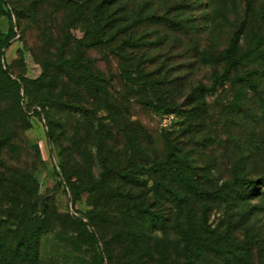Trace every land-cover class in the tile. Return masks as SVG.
<instances>
[{
    "label": "rangeland",
    "instance_id": "374dc122",
    "mask_svg": "<svg viewBox=\"0 0 264 264\" xmlns=\"http://www.w3.org/2000/svg\"><path fill=\"white\" fill-rule=\"evenodd\" d=\"M0 5V264L3 237L25 232L7 212L26 205L43 217L36 252L13 264H264V188L233 183L264 176V0ZM233 36L240 63L228 77L255 88L229 79L205 90ZM46 62L50 94L34 83ZM64 83L78 97H59ZM101 139L117 169L90 193L104 172ZM137 166L135 194L168 186L183 200L145 195L161 226L92 205L106 189L130 188L116 172Z\"/></svg>",
    "mask_w": 264,
    "mask_h": 264
},
{
    "label": "trees",
    "instance_id": "16d2710c",
    "mask_svg": "<svg viewBox=\"0 0 264 264\" xmlns=\"http://www.w3.org/2000/svg\"><path fill=\"white\" fill-rule=\"evenodd\" d=\"M1 4V0H0ZM1 6V5H0ZM2 10V9H0ZM2 44L0 43V50H1ZM237 49V38L236 36H233L230 39L229 45L227 46L225 50V57L227 61V65L223 71V73L219 76H215L212 80V84L209 87V89L205 90H214L218 87V85L226 80L233 79L235 81H242L247 87L249 88H255L254 84L244 76L230 78L228 77V74L230 70H232L237 64L240 63L237 58L234 56V52ZM1 55V51H0ZM72 65L77 66L74 61H67L63 60L61 63V66H69ZM51 63L46 62L43 66V72L42 74L35 79L34 83L39 84L41 86H49L47 87V90H49V94L52 93L51 86L53 82V77L48 74V70L50 69ZM79 66V65H78ZM92 74V73H90ZM94 77V76H92ZM70 84V83H69ZM76 87H79L81 89V86L83 85L80 82H76ZM75 88H70L68 83H64L62 86V90L60 93V96H68V97H78V94H80V91ZM204 90V88H201ZM77 90V91H76ZM256 90V89H255ZM55 98L49 100V97L45 98V105L49 104L48 106L54 105L52 101ZM70 102V101H69ZM60 103V101H57V104ZM65 105L69 104L68 102H64ZM72 104V103H71ZM81 110L79 112L85 113L86 110L84 108L80 107ZM159 110V109H158ZM173 112V111H172ZM52 120L48 121L49 125V131L51 132L53 136L52 131ZM105 141L98 140L97 141V152L100 155L103 165L104 172L103 174L98 178L96 183H89L86 185L87 190L90 193L95 192L97 189H103V185L107 182L106 176H109L110 174H114L115 172L113 169L115 168L117 164L114 162L115 160L112 159V156L110 155V150L108 149L107 152L103 153L102 148H104ZM137 168H141L140 166H137L136 168H133V170L127 171L125 173H119L116 172V179L125 181L129 180V183H132L131 185H134V188L132 186L128 188L127 190H121L120 188H117L115 192L111 189H106L104 193L100 196L101 198H104V201L100 203L98 200H93L92 205L95 209L99 210V206L104 207L105 209H110L107 204L110 202L111 204H115L116 212L120 213V215H124L126 211H130V216L132 219L141 218L143 219L144 223L148 224H157L158 226H161L165 219L159 218L156 212L151 211L150 203L152 201H147L145 198V195H149L151 192V198L154 200V202L159 201H168L170 203H175L178 207H183V200L181 198V195L179 191L175 188H170L168 186H164L163 188H160L158 185L148 191H143V193L139 196V193L135 194L136 192V185L138 183V180L133 179V174L136 173ZM117 169V168H115ZM152 170L156 169V167L151 168ZM174 172L180 177V180H184V176H182L181 171L177 170V168L173 169ZM233 183L237 186H240L243 188L244 191H250L258 186H261L264 188V176L259 177L257 179H247V178H236ZM69 186L73 193L75 192L74 184L70 183ZM81 188V187H80ZM192 188V187H191ZM82 191V188H81ZM190 191L193 193H200V190L198 188H192ZM259 192H262L258 190ZM80 193V192H79ZM139 199V200H138ZM26 204V203H25ZM156 204V203H155ZM124 205V206H123ZM128 208V209H127ZM188 211L191 212V209L188 208ZM189 212L187 213V217ZM7 215L9 217L16 218L20 223L24 225L25 232L21 234L12 233L9 235H5L2 239L3 245H6L5 252L9 255L8 264H13L15 262L24 261L25 259L31 258L33 256V253L36 252V246H37V238L40 233V229H38V226H41L40 223L42 222V216L37 215L36 211L31 209L28 205L24 206L23 209H20V211H15L14 208L11 206L10 210L7 212ZM146 220V221H145ZM1 241V242H2ZM147 252H149V248L145 249ZM149 256V253H147ZM137 264H147V262L139 260Z\"/></svg>",
    "mask_w": 264,
    "mask_h": 264
}]
</instances>
